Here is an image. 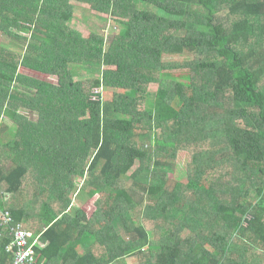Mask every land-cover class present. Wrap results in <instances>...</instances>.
I'll return each instance as SVG.
<instances>
[{
    "label": "trees",
    "instance_id": "obj_1",
    "mask_svg": "<svg viewBox=\"0 0 264 264\" xmlns=\"http://www.w3.org/2000/svg\"><path fill=\"white\" fill-rule=\"evenodd\" d=\"M76 1L0 0V227L33 264H264V0Z\"/></svg>",
    "mask_w": 264,
    "mask_h": 264
},
{
    "label": "rangeland",
    "instance_id": "obj_2",
    "mask_svg": "<svg viewBox=\"0 0 264 264\" xmlns=\"http://www.w3.org/2000/svg\"><path fill=\"white\" fill-rule=\"evenodd\" d=\"M68 3L72 4L74 6L75 5L85 6V8L86 7L89 8V4L80 3L76 0H68ZM76 10L77 9H74V11H76ZM80 12L81 11L78 10V12H76V13H80ZM85 14L86 15H84L80 19H78L76 16H74L71 20L67 21V24L70 27L76 28L85 37L87 35H89L90 32H96L97 30L99 31L98 33H102V29L106 25V22L103 23V20L105 21V19L117 18L114 15H111L114 17H110V14L99 12L96 10H91V9H90V12L88 14L87 13H85ZM0 42L7 44V40L2 35H0ZM86 67H88V66H86ZM162 74L164 77H167V78L181 79V81L188 80V75L184 71L172 70V71L163 72ZM39 77L41 79H44V80H54L55 79L54 76H49L48 74L47 75L46 74L39 75ZM93 77H96V75H94ZM89 78H91V76H89ZM155 87H156V85L152 84L151 89L154 90ZM10 135L11 134L7 131L1 136V138L3 140H6ZM190 153H191V151L188 149L179 148L176 151V153H175L176 155L173 159V162L175 163V167H178L179 169H183L185 166H187L190 162ZM226 169H228V166H226ZM87 174L89 175L91 173L87 172ZM88 175L86 178H88ZM168 177H169V179L167 180V183L169 185V184H172L171 181L173 179V173L171 171L169 172ZM169 186L171 187V185H169ZM73 202H74V206L76 208L81 207L82 209L87 211L88 215H90V213L92 212V208H91L89 202H87L85 205H81V202L78 199H75ZM183 235H186V234L183 233ZM96 252H97V250H96ZM126 261L128 264H140L136 255H134V254L131 255V258L126 259Z\"/></svg>",
    "mask_w": 264,
    "mask_h": 264
},
{
    "label": "built area",
    "instance_id": "obj_3",
    "mask_svg": "<svg viewBox=\"0 0 264 264\" xmlns=\"http://www.w3.org/2000/svg\"><path fill=\"white\" fill-rule=\"evenodd\" d=\"M5 221H10L11 218L7 213L4 215ZM12 222V221H11ZM10 222V223H11ZM13 238L10 241L11 250L13 252L12 264H33L36 262V253L33 249V244L27 242L30 232L21 228L19 224L10 226Z\"/></svg>",
    "mask_w": 264,
    "mask_h": 264
},
{
    "label": "crops",
    "instance_id": "obj_4",
    "mask_svg": "<svg viewBox=\"0 0 264 264\" xmlns=\"http://www.w3.org/2000/svg\"><path fill=\"white\" fill-rule=\"evenodd\" d=\"M14 224L15 222L13 221L10 225ZM9 229V226L7 225L0 227V264H10L12 261L10 257H14L13 252L11 250L12 247L10 246V242L5 243V241L9 239L7 238V236H9L8 233H10L11 231V229L10 231Z\"/></svg>",
    "mask_w": 264,
    "mask_h": 264
},
{
    "label": "clouds",
    "instance_id": "obj_5",
    "mask_svg": "<svg viewBox=\"0 0 264 264\" xmlns=\"http://www.w3.org/2000/svg\"><path fill=\"white\" fill-rule=\"evenodd\" d=\"M16 224H19L20 225V223H16ZM21 226V225H20ZM21 228H22V226H21ZM22 229H24V228H22ZM25 230V229H24ZM35 253H36V261H37V258H38V255H37V252L35 251Z\"/></svg>",
    "mask_w": 264,
    "mask_h": 264
}]
</instances>
